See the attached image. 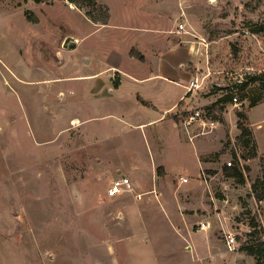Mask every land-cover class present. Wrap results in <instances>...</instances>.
<instances>
[{"label": "rangeland", "instance_id": "1", "mask_svg": "<svg viewBox=\"0 0 264 264\" xmlns=\"http://www.w3.org/2000/svg\"><path fill=\"white\" fill-rule=\"evenodd\" d=\"M97 2L109 11L107 24L91 21L86 8L69 0H0V264H199L160 207L154 208L158 225L151 234L142 232L128 245L120 215L128 194L110 199L108 189L118 178V164L121 176L139 180L145 192L156 179L150 157L158 149L167 150L169 170L189 179V187L202 174L196 161L199 141L212 138L204 171L214 177L213 193L229 199V223L238 246L247 244L252 221L264 240V201L252 193L256 180L264 184V90L259 82H249L242 92L239 86L264 74V34L252 33L264 25V0ZM179 2L191 6L185 25L194 36L188 35L186 46L194 47L193 53L202 50L196 53L197 66L186 67L201 84L196 99L184 104L186 114L206 110L233 89L242 104L235 107L230 98L211 109L220 125L193 140L170 123H165L167 131L160 129L167 139L149 128L136 129L133 111L123 113L90 92L96 83L105 84L103 93L109 90L106 69L112 54L128 50L131 39L143 42L136 32L142 29L136 28L160 27L157 16L164 24H177ZM67 37L78 40L75 48L63 47ZM140 48L148 53L151 47ZM131 52L140 55L135 48ZM143 70L152 71L146 65ZM112 78L127 77L115 73ZM134 106L137 100L129 104ZM239 112L247 116L241 123L258 143L256 158L243 157L248 152L239 143ZM230 160L243 171L244 185L224 173ZM128 246L130 258L124 260ZM240 253L237 261L232 254L224 263L255 264ZM213 260L205 264H224Z\"/></svg>", "mask_w": 264, "mask_h": 264}, {"label": "crops", "instance_id": "2", "mask_svg": "<svg viewBox=\"0 0 264 264\" xmlns=\"http://www.w3.org/2000/svg\"><path fill=\"white\" fill-rule=\"evenodd\" d=\"M177 17V24L173 26L167 25L166 22L164 24V21L160 20L161 18L157 16L158 22L161 23L160 27L154 29L136 28L142 29L140 30L142 32H136L142 35L139 36V39H142L143 42L131 39L128 41V50L124 47L125 49L120 52L121 54H112L111 59L113 61L106 69L110 74V81L107 83L109 90L107 89L104 91L105 94L103 93L102 88L106 87L103 83L94 84L90 90L93 94H98L96 97L107 98L109 102L116 104V106L113 105L114 108L123 113L128 112L130 114L133 111L132 115L135 118L133 126L136 129L149 128L152 134L156 135L159 133L158 135H161L162 139L164 137L167 139L166 133L165 135L164 133H160V129L167 131L165 123H170L173 129L181 128L177 132L180 133L181 131L187 137V133L182 129L183 120L190 115L186 114L184 104L191 103L196 99L198 94L197 91L192 94L188 93L190 84L186 85L184 82L187 79L191 82L195 78L196 75L190 74L186 67L196 64V53L200 54L202 50L200 48V52H191L195 48L192 47L190 49V46H186L189 36L177 33L181 23L186 24L185 22H187L190 24L189 14L186 15L187 18L185 20H180L183 18L181 17L180 4ZM141 45L146 46V48L147 46L151 47L149 49L151 51L149 52L148 50V53H145L140 48ZM134 48L140 53L138 57L131 52V49ZM133 62L137 63L136 66L129 67L128 64ZM144 65L152 70L151 73H145L143 70ZM115 73L127 78L119 80L112 78ZM98 74L96 73L91 76H97ZM187 94L190 95L189 101H187ZM132 100H137L139 106H134L131 109L129 104ZM80 123L82 124L83 121ZM160 123L162 125L156 130L154 127ZM128 124H130V121H128ZM197 129V125L190 127L192 136L198 134ZM199 143L201 147L197 146L199 151L196 161L202 173V170L207 171L209 169L210 163L207 154L210 144L214 143V139L212 138V142L210 143L207 139L200 140ZM164 152L167 153V150H164ZM164 152L162 153L158 149V151H154L152 154L153 158L150 157L152 166L156 172V179H154L153 184L145 192L142 191L143 185L139 180L131 179L134 188L136 187L135 194H144L141 200H137L133 194L128 193L116 196L128 194V204L123 206L120 213L122 222L124 221L123 223L127 224L128 245L130 242L135 243L137 239L142 237V232L149 236V233L151 234L150 231L155 229V225H158L154 211L156 206L160 207L166 218H168V221L171 222V227L177 237L183 242H188L187 245L190 246L188 250L194 253L196 262L205 264L206 260L211 262L214 261L213 259H221L222 263H224L226 259H233L232 253L227 251L225 238L221 236L225 232H233L229 223L231 222L229 219V199L224 198L220 200L213 193L212 184L214 177L207 174V182L201 174V176L196 178L193 177V185L187 187L185 184L190 182L189 179L183 176L177 177L176 174L169 170L167 154ZM115 166L116 175L122 177L120 165L117 164ZM133 168L139 169L136 165ZM123 176L130 177L129 175ZM181 178L186 179L187 182H182ZM146 194L151 195L147 200H145ZM204 222L209 224V227L205 230L200 228V224ZM200 234H203V238H200ZM202 248H205L204 252H202ZM214 248L220 251L224 248L225 251H218L219 253H217ZM129 249L130 246L126 247L124 260L127 257L128 259L130 258ZM119 257L117 255V259Z\"/></svg>", "mask_w": 264, "mask_h": 264}, {"label": "trees", "instance_id": "3", "mask_svg": "<svg viewBox=\"0 0 264 264\" xmlns=\"http://www.w3.org/2000/svg\"><path fill=\"white\" fill-rule=\"evenodd\" d=\"M71 3L76 4L78 7L86 8L87 16L88 18L95 22L100 24H107L110 20V14L108 9L100 5L97 0H69ZM252 33L254 34H264V25L258 26L255 28H252ZM249 82H259L260 87L262 90H264V74L255 77V78H249L245 83L243 82L240 84L241 92L248 87ZM242 94V93H241ZM243 98L245 97L244 94L242 95ZM232 101V95L229 94L225 98H221L217 100L215 103L212 104V106L207 107L208 115L211 116V109L216 108L218 105H225L229 101ZM242 100V99H241ZM252 107L257 105V102H254L251 104ZM239 120V128L241 130V135L239 136V143L242 144L244 149L248 152V155H245L243 157L245 158H256L258 156L257 154V144L252 138L251 131L248 127L242 125L241 119L244 121L247 120V116L239 112L237 114ZM213 119V118H212ZM177 121H179L176 118ZM224 173L228 176L236 180L238 183L244 185L246 183V179L244 176L243 171L238 167H226L224 170ZM252 193L254 198L262 202L264 201V184L261 183V180H256V182L252 185ZM251 227L254 230H251L247 237L249 238L247 244H245L242 248H240L241 251L246 252L249 256L253 257L255 260V264H264V240L259 237L260 232L257 230V224L252 221L250 223Z\"/></svg>", "mask_w": 264, "mask_h": 264}, {"label": "built area", "instance_id": "4", "mask_svg": "<svg viewBox=\"0 0 264 264\" xmlns=\"http://www.w3.org/2000/svg\"><path fill=\"white\" fill-rule=\"evenodd\" d=\"M186 1H189V0H186ZM179 4H180V9H181V17L186 19L187 18L186 17L187 10L191 6L184 5V2H180ZM177 31H178L177 33H183L186 35L194 36V34L186 28V25L184 23H181L179 25V28ZM203 47L204 48L206 47V50H207L206 42H203ZM198 51L200 52V50H198ZM240 83H242V81ZM200 87H201L200 78L196 77L195 79H193L190 82V85L188 87V93L192 94V93L198 91L200 89ZM234 92H235V89H233L232 92H230L231 95H233L232 96L233 97L232 102L234 103L235 107H240L242 104H241L237 94L234 95ZM193 125L194 126L197 125L198 128L201 129V133H198L195 136H192L191 131H190V127H192ZM219 125H220V123L218 121L213 120L208 115L207 110H196L195 112L192 113V115H190L189 117H187L186 119L183 120V128L185 129L188 136L190 134V136H191V137H189L190 140H193L195 137H197L199 135H203L206 133L213 132L214 130H216L218 128ZM240 145L242 146L241 143H240ZM236 158H237L236 164L237 165L241 164L242 163L241 157L239 155H236ZM247 159H250V158H246V160ZM236 164H234V161H232V160L227 161V165L229 167H234V166H236ZM202 177L207 182L208 179H207V175H206L204 170H202ZM181 181L187 182V180L184 178H181ZM124 193L133 194L137 200H141L144 196V194H135V188H134V185H133L130 178L122 176V177H118V178L114 179L110 185V188L108 189V196L109 197H116V196H118L120 194H124ZM208 227H209L208 223H201L200 224L201 229L205 230ZM224 234H225L227 251L229 253L235 254L237 256L236 257V261H237V258L240 254V247L238 246V243H237L236 234L233 232H225ZM236 264H238V263H236Z\"/></svg>", "mask_w": 264, "mask_h": 264}, {"label": "water", "instance_id": "5", "mask_svg": "<svg viewBox=\"0 0 264 264\" xmlns=\"http://www.w3.org/2000/svg\"><path fill=\"white\" fill-rule=\"evenodd\" d=\"M78 41L72 37H67L66 40L64 41L63 47L65 49H73L77 46Z\"/></svg>", "mask_w": 264, "mask_h": 264}]
</instances>
